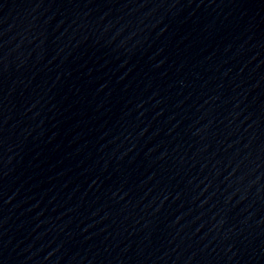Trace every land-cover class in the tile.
<instances>
[{
  "label": "water",
  "instance_id": "95a60500",
  "mask_svg": "<svg viewBox=\"0 0 264 264\" xmlns=\"http://www.w3.org/2000/svg\"><path fill=\"white\" fill-rule=\"evenodd\" d=\"M0 264H264V0H0Z\"/></svg>",
  "mask_w": 264,
  "mask_h": 264
}]
</instances>
